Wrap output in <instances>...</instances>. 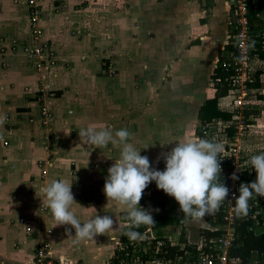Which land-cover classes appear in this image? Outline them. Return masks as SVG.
<instances>
[{"label":"rangeland","instance_id":"1","mask_svg":"<svg viewBox=\"0 0 264 264\" xmlns=\"http://www.w3.org/2000/svg\"><path fill=\"white\" fill-rule=\"evenodd\" d=\"M30 1L3 0V5H0V16L3 14L0 59L12 65L11 69L9 66L2 69L0 75V152H3L0 160L14 158L9 154L15 153L23 164L20 166L12 164L13 160L8 161L11 167L4 164L6 171H16L21 167L24 173L31 171L30 174L35 175L31 183L11 186L17 191L34 190L35 196L27 212L16 217V224L19 225L6 219L10 226L7 224L4 230H8L9 246L15 247V250L19 248L15 234L18 238H31L28 241L32 253L21 257L26 259L27 264H34L36 249L41 246H45L46 252L50 251L51 254H47L53 264H60L61 256L69 258L71 264H113L111 258L118 247L119 237L127 227H131L124 206H114L110 210L103 205L107 169L114 163L113 159L118 158L119 146L109 144L108 150H98L99 155L95 157L91 150L95 147L82 142L78 133L89 123L111 126L113 132L127 128L132 134L129 140L141 149V155L149 158L150 167L157 169L165 165L163 156L175 146L177 139L203 137L222 142L223 149L228 150H223L218 156L225 155L229 162L230 166L225 165L226 171L240 180L246 179L248 183L250 177L254 179L255 170L250 165V157L257 154L255 151L259 153L260 149L254 151L239 146L240 141L249 137L250 125L253 124L246 108L250 104L246 102L237 106L238 109L232 108L234 116L227 124L216 119L208 126L198 119L200 102L186 98L195 95L197 89L192 84H186L185 76L188 75L184 74L186 69L180 62L178 68L182 76L179 78L174 74L173 67L180 59L184 64L185 50L192 42L189 38L191 34L186 33L190 30L195 33L192 38L198 33L184 20V15L195 5L202 8L204 0H32L33 4ZM187 1L191 3L187 4ZM32 11H38V14L33 15ZM150 15H155L158 25L152 23ZM35 16L37 19L33 23ZM144 20L147 21L145 30ZM17 27L22 28L20 36L15 33ZM34 27L39 34L35 33ZM152 34L158 38L150 44L149 39L155 38ZM35 44L46 47L45 63L40 70L38 63L41 61L25 54L24 49L28 48L31 54ZM6 46L12 50L22 47L23 52L19 49L6 56V51H3ZM206 60L207 65L215 63L209 57ZM197 63L201 64V61L195 65ZM22 68L26 69L25 77L32 76L31 80L24 81V75H20ZM206 70L189 75V79L199 80ZM208 83H212L209 77ZM227 128L234 129L233 136L228 135ZM78 148L84 151L81 158L74 157L75 153H79ZM157 154L161 158L154 160ZM30 160L37 172H33L34 167L25 164ZM61 178L72 183L71 191L78 203L72 207L81 222L96 214L112 216L111 254L109 250L101 254L95 252V245L101 236L96 242L92 240L96 237L76 241L71 237L75 235L71 225L55 226L56 221L49 208L42 203V188L51 180ZM151 187L148 184L146 189ZM253 199L258 213H249L248 217L253 216L255 233L262 234L264 198L254 196ZM82 206L95 209H84ZM143 207L151 212L154 221L156 214L161 212L155 196ZM172 215L177 217L181 211L174 209ZM121 216L124 222L122 220L117 227ZM185 223L177 231L147 225L151 232L146 233L145 238L150 243L139 244V238L130 240V243L137 245V252L140 250L142 253L140 246L153 247L152 236L161 238V235L169 234L176 237L171 242L173 244H179L183 237L186 245L196 247L203 238L201 225H210L205 216L196 219L186 217ZM219 227L225 229L221 235L234 234L235 228L231 225ZM57 230L61 237H69L70 240L66 242L64 238L61 244L54 241ZM104 240L103 247L106 246ZM98 245H101L100 242ZM126 245L124 248H127ZM188 253L190 255L191 251ZM119 255L122 257L121 253ZM252 260L261 262L257 255Z\"/></svg>","mask_w":264,"mask_h":264},{"label":"clouds","instance_id":"2","mask_svg":"<svg viewBox=\"0 0 264 264\" xmlns=\"http://www.w3.org/2000/svg\"><path fill=\"white\" fill-rule=\"evenodd\" d=\"M78 133L82 142L94 147L119 146L118 158L113 159L114 163L107 169L103 191L108 201L126 208L131 227H127L124 234L130 240L142 238V233L135 228L155 223L151 212L139 203L144 189L152 181L158 189L174 197L180 211L193 219L213 214L228 200L229 189L220 180L221 159L218 155L223 151L222 142L203 137L177 139L175 146L163 156L165 168L159 170L150 167L149 158L141 155V149L129 140L132 134L127 128L113 132L111 126L89 123ZM250 165L257 173L256 180L240 184L234 204L237 214L247 213L248 202L253 196H264V151L252 155ZM233 179L238 177L233 174ZM71 184L62 178L53 179L42 188V203L49 208L55 226L71 225L75 235L70 236L76 241L113 230L114 221L108 214H96L81 222L72 207L78 203L74 201ZM60 264H71V261L61 256Z\"/></svg>","mask_w":264,"mask_h":264},{"label":"crops","instance_id":"3","mask_svg":"<svg viewBox=\"0 0 264 264\" xmlns=\"http://www.w3.org/2000/svg\"><path fill=\"white\" fill-rule=\"evenodd\" d=\"M199 1L202 2L203 0H199ZM2 2H3V0H0V5ZM229 2H230V0H204V5L202 8H199V7H197V5H195L193 10H189V12L186 11V13L184 15V20H186L187 23L192 26V29L194 30V32L198 31V33L196 32L197 37H194V38H192V37L195 35V33H192L191 30L189 33H186V35L191 34V37H189V38H191L190 40L192 42L190 44V47L185 50L186 55H185V59H184V64L182 63V61L180 59V61H178L176 63L177 65L175 67H173L175 70L174 74L179 75V78H180V76H182V71L180 70V68H178V63L180 62L186 69L184 71V74L188 75V76H185V79L187 82L186 84L187 85L192 84L197 89L196 90L197 92L195 91L196 92L195 95H192L190 97L187 96L186 98H187V100L188 99L189 100L194 99V101L200 102V107H202L206 101L215 97L216 92H215L214 88H212V85H211L212 83H208V77L210 79L215 72V70H214L215 63L209 62L207 65L206 57H209V59H212V62H213V61H215V59L217 57L218 58L220 57L219 53L223 54V52L226 48L227 37L229 34V27H228V23H227V20H228L227 18L229 17ZM188 3H191V2L187 1V4ZM254 4L256 6L257 14H258V16H256L254 18L255 31H257L259 28L264 29V0H254ZM2 5H3V3H2ZM4 5H6V4H4ZM4 9H6V7H4ZM150 16L152 18L151 21H153L152 23L158 25L156 23L157 20H156L155 15L154 16L150 15ZM1 17L3 19V14L0 16V28L2 26ZM146 20H147V18H146ZM146 22L147 21H145L143 23L144 24V30H145ZM140 26H142V25H140ZM21 31H22V28L17 27V29L15 30L16 35L20 36ZM12 32H13V30H12ZM27 33H28V29H27ZM149 34H151V33H149ZM152 35H155V34H152ZM157 38L158 37H156V35H155V38L149 39L148 42H150V44H151L152 42H155V40ZM198 39H200V40H198ZM19 49L21 51L22 47L15 48L12 50V49L8 48V46H6V48L3 51H6L5 55L7 56V54H9V52L13 53V52L19 51ZM21 52H23V49ZM212 52L214 55L212 54ZM25 54H26V52H25ZM198 61H201V64L197 63V65H195L196 62H198ZM254 64L257 68V73H259L258 81H260L261 85H260V87L256 86L253 90V93L249 97L251 103L246 108H248V110H249L248 111L249 117L253 121V124L250 125L251 127H250L249 137L247 138V140H245L243 142L240 141L239 146L245 147V148H247V150H254L255 151V150L260 149V152H262V151H264V59L259 57L258 60L254 61ZM26 65H28V63ZM8 66L11 69L12 65L10 63L8 64L5 61V59L1 58L0 59V75H2L1 74L2 69H5ZM206 66H208L207 70H206V68H207ZM196 67H198L197 70L195 69ZM27 68H28V70H30V67H27ZM204 69L206 70L205 75H202L199 80L195 81V80L189 79V75L204 73ZM25 71H26V69L22 68L20 75H24L23 78L27 75V73H25ZM29 76L25 77L24 81L27 79L31 80L32 76H30V78H29ZM194 81H195V83H194ZM188 88H190V87L188 86ZM9 89H11V87ZM6 94H8L7 91H6ZM10 95H11V92L9 93V97H10ZM218 108H219V110H221L223 112L231 113L232 117L234 116L232 113L233 112L232 108L238 109L237 105L233 104L232 97H230V96L220 98L218 100ZM198 119H199V117H198ZM218 120H220V123H225V124H227L228 121H230V120H221V119H218ZM228 128H230V127H228ZM107 146H103L101 148H98V147L92 148L91 149L93 151L92 154L95 155V157H97L99 155V154H97L98 150L99 151L108 150L109 147L107 148ZM223 150H228V149L225 148ZM78 151H79V153H75V155H74L75 158H77V157L81 158V154L84 152L82 148H78ZM255 152L258 153V151H255ZM0 154H3V152H0ZM9 155L13 156L14 158H9V157L5 158L4 157V159L2 158L0 160V264H27L28 262L26 261V259L21 258V257L26 256L28 253L29 254L27 256H29L32 253L33 249H31L30 244H29L30 241H28L31 238L25 237L22 239V238H18L17 234H15L14 237L17 238L16 242H18V244H19L18 250H15V247L13 248L12 246L11 247L9 246V243H11V242L9 241V238L6 237L8 230L5 231L4 229L7 227V224H8V223H6V222H8L7 220L12 221V223H15V225H19V224H16V217L20 216L22 214V212H27L26 210H28L27 208H30L31 204L34 202V196H35L34 195L35 192H33L34 190L31 191L28 188L27 191H24V189H20L19 191H17V190H12L11 186L15 185L18 187V185H23V184H26L29 182L31 183V181L34 180L33 176H35V175H33L32 173H31L32 174L31 175L30 174L31 171L29 173H24V171L20 170L21 167L19 169H17L16 171H11V172L6 171V167L4 166V164L5 165L7 164V166H9L8 168L11 167L10 163H7L8 161L13 160L12 164H20V166L23 164V162H19V161H23V160L19 156L16 158L15 153H11ZM160 158H161V155L157 154L154 157V160L155 159L158 160ZM25 164H27L28 166L30 165V166L34 167V169H35V166L33 165L32 160L26 161ZM33 172H37L36 169ZM17 197L23 199V201L19 200ZM103 202H104L103 205L106 206L107 208H109L110 210L114 206H117V207L121 206V205L117 204L115 201H112V200L108 201L106 195H105V199L103 200ZM175 211L179 212L180 210L175 209ZM8 213H12L14 215H10ZM180 216L181 215H179L175 218H180ZM122 220H123V217L121 216L120 221H118L117 227H120ZM123 222H124V220H123ZM185 224L186 223H184V225ZM200 224H202V222H200ZM182 226L183 225H170V226H167L166 229L170 230L173 228L174 230L177 231L178 228H181ZM204 226L201 225V227H203L202 229L207 228L205 223H204ZM113 232H114V230H109L106 233H104V235L103 234H97L96 236H94L96 238L92 239L93 242L94 241L96 242V240L99 239L98 236H101V239H99L97 241V244L95 245V252L97 254H101L102 252L104 253V251L106 252L107 250H109V253L111 254L110 243H111V238L113 236ZM161 236L163 238H167L171 242L173 241V238L174 239L176 238L174 235L171 236L169 234L168 235L163 234ZM1 237H4V239H2ZM64 238H65L66 242L68 240H70L69 237H67V238L64 236L61 237L60 232L57 230V234L54 235L53 240L56 241L57 243H60V242L64 241ZM103 240L106 244L105 247H103ZM8 241H9V243H8ZM99 242L101 244L100 246L98 245ZM61 249H63V248H61ZM77 251H78V249H77ZM64 252H65V250H64ZM114 255H113V257H114Z\"/></svg>","mask_w":264,"mask_h":264},{"label":"built area","instance_id":"4","mask_svg":"<svg viewBox=\"0 0 264 264\" xmlns=\"http://www.w3.org/2000/svg\"><path fill=\"white\" fill-rule=\"evenodd\" d=\"M30 2L31 4L34 3L32 0ZM32 12L33 15L38 14V11ZM256 16H258V14L254 0H230L227 45H231L233 49L224 50L225 53L215 61L214 65V70H219L220 72L219 75L212 79V86L215 92L218 89L227 88V96L232 97L234 105L237 106L245 104L246 102L247 104L251 103L248 97L253 93L255 84L258 81L257 68L254 61L259 59V52L264 48V29L259 28L255 31L254 18ZM36 19L37 16L32 19L34 21L33 23H35ZM34 30L36 34H39V31L35 27ZM25 51L28 55L34 56L41 61L38 63V68L40 70L43 62L45 63V60H43L46 51L45 45L35 44L31 54L28 52V48H25ZM209 125L210 124H208V126ZM218 159H221L220 180L223 181L229 189L228 196L226 197L229 201L225 200L219 209L215 211L213 216L210 215L212 216L213 222L208 223L210 227L206 229L210 231L221 230V232H223L225 229L219 226L228 224L234 227L236 216L238 218L246 217V214H237L234 204L235 197L239 195L238 189L241 182L248 183V181L246 179L240 180V178L233 179V174L230 175V171H226L225 169V165L228 163L225 155L221 157L218 156ZM159 168V170H163L165 165ZM150 185L152 186L151 189L145 188L142 197L158 189L154 181L150 182L149 186ZM253 197L248 202L249 207L247 210L249 213H253L252 215L258 213L254 205L255 201ZM252 215L250 217L253 219ZM220 218L224 223L219 222L221 221ZM214 227H219L220 229H214ZM149 231L151 232L149 228L144 231L142 238H139L141 240L139 244L146 241L150 243L145 238V234ZM152 238L153 240L156 239L153 236ZM234 240L235 231L234 234L230 236L222 234L211 239H207L203 236L202 241H200L201 244L196 246V253L191 252L190 255H188L189 253L186 252V257H181L176 262L165 260L157 256L153 257L151 260H144V255L152 248L140 246L139 248L142 249V253L140 250L137 252V245L132 246V242L127 237L126 241L122 240L121 236L119 237V244L116 249L124 253L121 264H181V262L183 264H242L241 258L234 257L230 254V248ZM127 243L128 245H126ZM162 244V242H158V244L154 246L155 254L159 253ZM124 245H126L127 248H124ZM47 253L50 254V251L46 252L45 246L37 247L34 264H53L51 257H49ZM250 264H264V262L252 260Z\"/></svg>","mask_w":264,"mask_h":264},{"label":"trees","instance_id":"5","mask_svg":"<svg viewBox=\"0 0 264 264\" xmlns=\"http://www.w3.org/2000/svg\"><path fill=\"white\" fill-rule=\"evenodd\" d=\"M232 49L233 47L231 45H226L225 50H232ZM219 55L221 57L222 54L219 53ZM259 57L264 59V48L259 52ZM219 74H220L219 70H215L211 79H214ZM258 75L259 73H257V76ZM260 85H261L260 81H257L255 87L256 86L260 87ZM227 93L228 90L225 87L218 89L215 93V97L206 101L204 105L201 107L199 113V119L205 122L206 124L213 122V120L215 119L231 120L232 118L231 113L223 112L218 108V100L222 97H226ZM227 131L229 132L228 134L229 136L234 135V129H228ZM227 165L230 166L229 162L227 163ZM253 174H255V177L253 180L250 177L249 182L256 180V176H257L256 171H254ZM248 177L249 175L246 176V178ZM243 178H245V173ZM154 196L156 197L159 207L161 208V212L156 214V219L154 221L155 223L151 224L152 227L160 228V227H167L170 225H184L187 216L181 211L180 218L173 217L172 211L174 209H179V204L174 197L166 194L163 190L156 189L155 192H150L147 196L141 197V200L139 202L140 205L144 206L145 203L151 201ZM260 197L264 198V196H260ZM213 214L204 215L208 223L213 222L212 220ZM248 216H249V212L247 211L246 217ZM246 217L238 218L236 216L235 225H234L235 240L233 241L232 246L230 248V254L234 257L241 258L243 264H250L251 260L254 258L255 255L258 256V259L261 262H264V233L262 234L255 233L256 226L253 219L251 217L249 218ZM219 222L224 223V221L222 220ZM146 228H148L147 225H141L139 228H135V230L143 234ZM201 233L207 239H211L221 235V231H210L207 229H201ZM123 234L121 235V239L126 241V237ZM158 242H162L163 244L160 247L159 253L155 254L154 246L157 245ZM181 244H184V247H181ZM152 245H153L152 249L149 250V252L144 255V260H151L153 257L157 256L165 260H171L173 262H176L181 257L185 258L186 252L189 251L193 253L197 252L195 246L186 245V241L184 240L183 237L180 239L179 244H172L171 241L168 240L167 238L159 237L154 240V243ZM120 253L122 254V257H120L119 255ZM123 254H124L123 252H120L119 250L116 249L115 255L112 258V263L121 264V260L124 258Z\"/></svg>","mask_w":264,"mask_h":264}]
</instances>
